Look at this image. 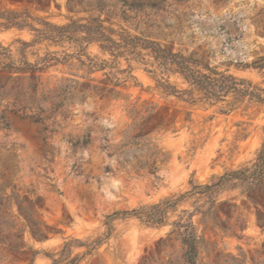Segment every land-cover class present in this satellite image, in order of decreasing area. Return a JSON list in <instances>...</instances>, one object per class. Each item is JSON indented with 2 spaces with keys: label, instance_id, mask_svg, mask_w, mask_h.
Instances as JSON below:
<instances>
[{
  "label": "rangeland",
  "instance_id": "rangeland-1",
  "mask_svg": "<svg viewBox=\"0 0 264 264\" xmlns=\"http://www.w3.org/2000/svg\"><path fill=\"white\" fill-rule=\"evenodd\" d=\"M37 1L0 0V8L26 7L56 24L109 18L115 28L148 36L264 87V68L240 66L264 55V0H40L43 6ZM18 38L28 41L32 35L0 29V44L9 47L14 59L21 58ZM64 49L73 51L43 42L27 47L25 56L34 62L47 51ZM87 52L110 59L94 43ZM118 61L119 69L129 63L137 85L128 79L118 99L87 95L80 101L75 96L73 103L62 105L55 95L63 87L74 81L99 84L103 71H89L74 58L34 73L38 89L31 92L30 72L0 70V264H49L45 253L59 250L65 240L100 235L106 214L148 206L186 190L191 178L205 183L256 156L264 138L262 106L243 104L221 113L219 105L163 97L146 71L149 65L123 57ZM170 80L186 86L174 75ZM143 101L167 105L176 116L174 129L149 135L151 147L163 153L164 160L155 163L158 179L147 168L137 170V159H147V150L137 152V159L129 151L130 161L122 168L117 163L124 156L118 146L131 123L127 109ZM186 113L190 121H184ZM88 131L90 145L75 146ZM218 199L227 203L215 205L207 221L192 216L204 239L196 264H264V204L247 202L237 188L222 191ZM180 209L192 212L194 207L180 205L162 226H146L134 217L115 219L114 234L81 264H186L185 247L169 234Z\"/></svg>",
  "mask_w": 264,
  "mask_h": 264
},
{
  "label": "trees",
  "instance_id": "trees-1",
  "mask_svg": "<svg viewBox=\"0 0 264 264\" xmlns=\"http://www.w3.org/2000/svg\"><path fill=\"white\" fill-rule=\"evenodd\" d=\"M21 1L36 2V0ZM69 1L72 2V0ZM37 2L40 6L44 5L40 0ZM85 2L90 5L89 1ZM37 9L43 10V7ZM113 25L109 18L103 19L100 16L69 18L64 24H56L47 20L46 17L34 15L26 7L0 8V29L27 30L32 35L28 41L16 39L20 43L21 58L19 59H14L9 47L0 44V70L30 72L29 90L31 92L38 89V78L34 73L57 63H68L74 58L80 65H85L89 71H103L105 78L99 80V84L74 81L73 84L63 87L55 95L58 104L62 105L67 101L73 103L75 96L80 101L85 100L87 95H94L99 100L118 99L121 96L119 88L124 86L128 79H133L137 85L129 63L126 68H118V60L123 57L127 62L135 59L149 65L150 68L146 71L152 75L155 89L163 97H174L189 105L208 107L219 105L221 113H228L243 104L258 105L263 107L264 113L263 86L254 84L249 79L235 76L226 70H218L216 66H210L202 58H194L191 55H184L181 51H173L172 48L148 36L131 34L125 28L120 26L115 28ZM43 42L47 46L68 45L73 48V51L69 52L66 49L59 52L47 51L34 62L29 61L25 56V49ZM92 43L96 44L103 54H108L110 59L90 56L87 48ZM240 66L263 69L264 55ZM170 75L179 78L186 86L182 87L171 81ZM169 110L170 107L167 105L159 106L147 101H143L139 107L133 104L127 109L131 123L118 146L124 154L123 159L117 162L119 168L130 161L127 157L129 151H134L133 158L137 159V152L147 150V159H137V170L147 168L148 175L154 179L159 178L156 175L155 163L157 160H164L163 153L151 147L149 135L153 131L175 128L176 116ZM190 120V114L186 113L184 121ZM91 140V133L88 131L79 135L74 145L84 147L90 145ZM103 146L106 148L108 144ZM188 184L186 190L173 192L148 206L115 210L106 214L103 221L105 230L100 235L87 236L84 240L74 237L65 240L59 250L45 253L50 259L49 264H81L87 256L96 254L100 246L114 234L113 221L117 218L134 217L146 226H162L167 223L169 213H175L180 205L186 203L192 205L194 210L191 212L188 209H180L176 215L177 218L171 222L172 228L169 234H173L174 238L180 240L185 247V263L196 264L198 248L202 246L204 239L193 224L194 214H200L202 220L207 221L211 218L215 205L227 203L226 199L219 200L218 195L222 191L236 188L247 202L255 206L264 204V138L256 156L248 164L213 176L205 183L195 182L191 178ZM257 218L261 220L259 214ZM236 226L242 228L243 222L237 220ZM35 236L43 238L39 234ZM163 241L160 240L159 243ZM75 248H82V250L74 252Z\"/></svg>",
  "mask_w": 264,
  "mask_h": 264
}]
</instances>
